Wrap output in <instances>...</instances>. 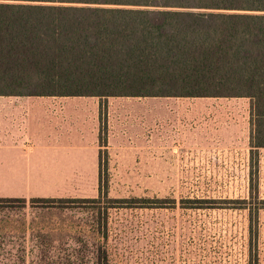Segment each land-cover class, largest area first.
I'll list each match as a JSON object with an SVG mask.
<instances>
[{
    "label": "trees",
    "instance_id": "1",
    "mask_svg": "<svg viewBox=\"0 0 264 264\" xmlns=\"http://www.w3.org/2000/svg\"><path fill=\"white\" fill-rule=\"evenodd\" d=\"M0 95L248 98L251 161L258 167L264 0H0ZM99 138L104 145L101 130ZM107 191L100 171L98 197H0V264L110 262L103 242L82 236L57 244L54 231L26 221L16 226L29 201L68 208L105 198L104 211H95L102 240L109 237L110 208L175 202Z\"/></svg>",
    "mask_w": 264,
    "mask_h": 264
},
{
    "label": "rangeland",
    "instance_id": "2",
    "mask_svg": "<svg viewBox=\"0 0 264 264\" xmlns=\"http://www.w3.org/2000/svg\"><path fill=\"white\" fill-rule=\"evenodd\" d=\"M78 105L77 122L57 130L71 159L61 151L57 180L47 179L45 192L98 197L101 171L109 197L175 202L110 208L108 240L100 239L95 213L104 211L105 198L68 208L29 201L16 210V226L26 221L54 231L57 244L82 236L103 242L109 264H264V148L254 166L250 99L87 97ZM14 181L0 180V194H15L3 191Z\"/></svg>",
    "mask_w": 264,
    "mask_h": 264
},
{
    "label": "crops",
    "instance_id": "3",
    "mask_svg": "<svg viewBox=\"0 0 264 264\" xmlns=\"http://www.w3.org/2000/svg\"><path fill=\"white\" fill-rule=\"evenodd\" d=\"M87 97L0 95V180H15L16 186L3 190L15 194L0 197H55L45 192L46 181L57 180V158L65 150L64 159H71L72 148L57 144V130L77 122L76 107Z\"/></svg>",
    "mask_w": 264,
    "mask_h": 264
}]
</instances>
